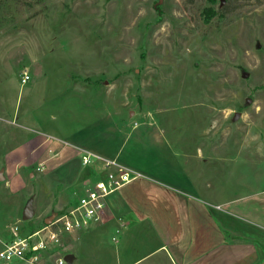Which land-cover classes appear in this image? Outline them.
I'll return each mask as SVG.
<instances>
[{
    "label": "rangeland",
    "instance_id": "obj_1",
    "mask_svg": "<svg viewBox=\"0 0 264 264\" xmlns=\"http://www.w3.org/2000/svg\"><path fill=\"white\" fill-rule=\"evenodd\" d=\"M209 7L216 15L205 22ZM97 89L103 110L123 124L158 130L166 145L154 150L146 139L145 156L168 147L178 164L199 170L214 207L264 259V0H0V250L11 228L38 229L56 212L46 192L56 184L37 170L35 153L4 155L31 150L34 140L60 142L45 132L63 138L81 113L84 129ZM73 192L81 195L70 191V202ZM30 201L34 214L25 220ZM101 224L65 237L34 264H53L61 253L73 264H116L128 242L147 250L134 227Z\"/></svg>",
    "mask_w": 264,
    "mask_h": 264
},
{
    "label": "crops",
    "instance_id": "obj_2",
    "mask_svg": "<svg viewBox=\"0 0 264 264\" xmlns=\"http://www.w3.org/2000/svg\"><path fill=\"white\" fill-rule=\"evenodd\" d=\"M96 92L93 99L94 105V100L98 101L94 106L96 111L84 129L81 128L82 121L87 114L81 113L80 117L68 119L70 129L63 138H58L53 132H45L60 142H51L47 138L34 140L31 150L21 151L22 146H19L4 155L11 158L18 154V159L25 160L35 153L36 165L42 167V172L56 184L50 193L46 189L51 196L48 206L55 208V213L65 207L63 211L71 204L70 191L80 189L83 194L98 182L117 179L114 166L102 169V164L95 161L85 167L81 165V151H99L103 153L102 157L115 160L121 167L139 174L130 183L108 194L107 202L106 197L104 199L106 221L102 224L134 227L131 230L148 247L137 254L133 245L125 243L122 251L126 257L117 259L116 264H142L157 255L155 261L147 264H261L264 260L261 251L254 245V248H244L243 232L230 225L229 222L233 221H229L227 211L214 207L207 185L197 183L199 170L178 164L168 147H165L168 154L146 153L145 156L142 147L146 139L149 145L153 143L154 150H163L161 146L166 145L158 130L150 124H123L115 110L108 106L103 110L102 93L99 89ZM86 126L89 127L88 132L85 131ZM131 138L133 143L128 147ZM152 155L156 157L151 158ZM75 160L78 169L72 170L69 165ZM115 192L119 193L113 202L109 197ZM229 238L233 240L227 241ZM129 253L132 254L130 259L127 258Z\"/></svg>",
    "mask_w": 264,
    "mask_h": 264
},
{
    "label": "built area",
    "instance_id": "obj_3",
    "mask_svg": "<svg viewBox=\"0 0 264 264\" xmlns=\"http://www.w3.org/2000/svg\"><path fill=\"white\" fill-rule=\"evenodd\" d=\"M29 80L27 75H24L22 82ZM80 156L82 166H86L94 161H100L103 168L115 167L117 170V179L109 182H98L93 188L87 189L83 194L74 197L70 206L58 213L53 214V218L49 224H44L42 227L30 231L27 237H23L18 226L11 228L10 241L4 243L0 250V261L4 264L12 261H25L29 264H34L40 253H51L58 248L63 239L67 236H72L81 231H85L92 226L106 221L105 197L130 183L136 179L139 174L129 171L117 164L115 160L104 159L90 151H81ZM41 167L37 168L40 170ZM30 254V256H26ZM68 253H61L53 260V264H68L64 259ZM73 264V260H72Z\"/></svg>",
    "mask_w": 264,
    "mask_h": 264
},
{
    "label": "water",
    "instance_id": "obj_4",
    "mask_svg": "<svg viewBox=\"0 0 264 264\" xmlns=\"http://www.w3.org/2000/svg\"><path fill=\"white\" fill-rule=\"evenodd\" d=\"M1 178V176H0ZM33 210L31 208V201L26 205L24 211H23V219L28 220L33 217ZM53 218V214H51L49 217H47L44 220V224H49ZM30 231L26 229L23 231L22 236L27 237L29 235ZM64 259L67 261L68 264H72L73 256L71 254H66Z\"/></svg>",
    "mask_w": 264,
    "mask_h": 264
},
{
    "label": "trees",
    "instance_id": "obj_5",
    "mask_svg": "<svg viewBox=\"0 0 264 264\" xmlns=\"http://www.w3.org/2000/svg\"><path fill=\"white\" fill-rule=\"evenodd\" d=\"M215 15L216 13L211 7L203 10V18L205 22H209ZM26 256H30V254H27Z\"/></svg>",
    "mask_w": 264,
    "mask_h": 264
}]
</instances>
